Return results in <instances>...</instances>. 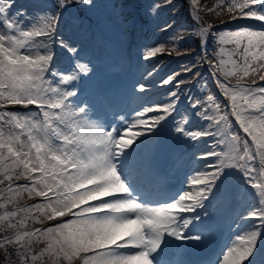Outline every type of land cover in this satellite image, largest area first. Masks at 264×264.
<instances>
[{"label": "snow or ice", "instance_id": "6c2138e0", "mask_svg": "<svg viewBox=\"0 0 264 264\" xmlns=\"http://www.w3.org/2000/svg\"><path fill=\"white\" fill-rule=\"evenodd\" d=\"M14 4L0 0V260L264 264V27L214 29L202 23L197 0H190L197 25L192 38L203 55L182 66L189 80L175 79L177 72L157 82L173 85L160 100L150 83L159 71L155 65L109 86L74 38L87 37V27L80 22L73 35L60 34L64 13L73 4L91 10L94 0H56L27 24ZM222 7L228 23L264 26V0H222ZM216 8L207 11L220 15ZM184 39L146 47L141 59L165 52L191 56ZM197 64L208 65L226 104L206 80L201 95H182L181 85L203 79ZM177 175L178 186L169 187ZM25 194L40 200L16 207ZM224 205L231 209L224 223L234 234L208 258L189 259L209 247ZM29 220L59 222L28 230ZM36 244L44 246L36 251Z\"/></svg>", "mask_w": 264, "mask_h": 264}, {"label": "rangeland", "instance_id": "374dc122", "mask_svg": "<svg viewBox=\"0 0 264 264\" xmlns=\"http://www.w3.org/2000/svg\"><path fill=\"white\" fill-rule=\"evenodd\" d=\"M164 1V2H163ZM94 0L95 7L92 8L91 10H88L86 6L78 5V4H73L70 8L69 11H71V15L68 16L64 13V16L61 20V26H60V34L67 37L69 35H73L76 32L75 25L79 23L78 20L74 19L73 16L75 17H80L82 19V23L87 27L88 30V35L85 38H80L78 35L74 36L75 39H77L78 46L80 48L85 47L84 49H88L90 45H92L98 36L104 35V37L111 38L114 42V46L116 49V61L118 66L120 63L125 64V60L123 59V48L124 45L126 44L127 46V41L128 35L131 33L129 32V23L133 22L129 19L131 17H134V14L131 12L133 8H136L137 4L139 7L136 8L137 16H138V22H139V27H135L137 30V37L135 36L133 41H130L133 45V48L137 46V49L135 50V55L131 54L132 52L130 51V56L128 57L129 59L133 60V57L136 58L135 60V66L137 67V71L140 73L144 72L147 69H151L154 65H150V61L145 62L141 59V54L144 52L146 47H151L156 45L154 44L152 38L153 35L155 37V41L157 40V44L159 41H165L171 33L168 32H162L161 28L165 24H170L172 25L171 29L173 30L174 28L181 27L182 24H184L185 20L187 17L192 19L193 26L192 24L190 27H193V29L197 26L195 21L192 18V15L190 14V0ZM48 3L47 4L45 3ZM163 2V3H161ZM199 7L196 9L197 14H199L201 11L205 10L207 7L206 2L205 3H200V0H197ZM56 3V0H32L30 1L29 6L25 7H19L16 6L13 8V12L20 10L21 12L25 13L26 15L22 16L21 19L22 21L27 24L37 13L45 11V10H52L53 5ZM140 3V4H139ZM169 3V4H165ZM31 4H35L32 5ZM160 5L159 9L164 8V13L161 15H157V12L153 11L152 6L153 5ZM50 5V6H49ZM76 5L78 8H76ZM163 5V6H162ZM21 6V5H20ZM162 6V7H161ZM158 9V10H159ZM211 9V8H209ZM206 12H209L206 10ZM186 13V15H185ZM222 13H225V16L220 19L221 25L220 28L218 29H237L242 26H248L252 27L254 29L259 30L261 27H264L260 24V22H254V21H248V20H240V21H234L231 23H228L230 20V15L222 8ZM84 14V18L83 15ZM157 15V16H156ZM85 16H88L91 18L93 21L91 25L87 22ZM160 20V21H159ZM157 21L159 22L160 27H156L155 25H158ZM163 21V22H161ZM128 27V28H127ZM126 31V37H125V30ZM131 29V27H130ZM102 32H101V31ZM178 34H180V29H177ZM133 35H135V30H133ZM146 35L145 37H142L143 35ZM148 34V35H147ZM95 35V37H94ZM132 38V36H131ZM142 38L144 40H142ZM138 39V40H137ZM141 39V40H139ZM188 38H185L183 41V45H186V42ZM137 40V41H136ZM136 41V42H135ZM137 44H135V43ZM190 45V44H189ZM199 49V47H198ZM197 49V50H198ZM107 55H110L111 52L110 50H106ZM164 54H157L156 59L157 61H170L168 57L164 56ZM62 56V55H61ZM95 58H98L99 55L94 56ZM127 58V56H126ZM173 59V62L168 66V68L165 69L164 73L158 78L153 79L150 83L156 85L153 87V94L156 98L163 100L164 94L168 92L170 88L173 87V85H165L163 87H159L157 82L162 80L163 78H166L167 76L173 74V73H180V70L182 66L188 65V62L192 59L191 56L189 55H180L177 57L175 54L172 56L171 60ZM113 61V60H111ZM167 62V63H168ZM120 68L117 69V71H112L111 73H106L110 77L108 79L118 77V75L123 71L124 65ZM61 67H64V65H61ZM203 68V67H202ZM182 72V71H181ZM202 77L203 79L201 80L200 84L195 85L192 83H185L182 87V90L187 91V94L193 95V96H198L201 95L200 92V87L201 84L204 83V81H207L208 86L211 88V90L217 95L218 99L221 100V95L215 92L214 90V84L212 83L211 77L208 73V71H202ZM121 77V76H120ZM119 77V78H120ZM191 75H188L187 77L183 74L178 76L179 79H184V80H189ZM118 78V79H119ZM177 79V77L175 78ZM162 89L163 92L158 93L159 89ZM195 91H194V90ZM184 94V91H183ZM222 103H224L221 100ZM183 103V102H182ZM186 106V103H183ZM195 121V120H194ZM199 122L197 121L196 124ZM195 125V124H194ZM204 149H201L203 151ZM203 163V162H202ZM236 204L235 202L232 205V209H235ZM231 210V209H230ZM219 212L225 213L223 216H226L228 213L226 212L225 209L220 208ZM48 221V220H46ZM39 224V223H37ZM36 224V225H37ZM232 235L234 233H231Z\"/></svg>", "mask_w": 264, "mask_h": 264}, {"label": "trees", "instance_id": "16d2710c", "mask_svg": "<svg viewBox=\"0 0 264 264\" xmlns=\"http://www.w3.org/2000/svg\"><path fill=\"white\" fill-rule=\"evenodd\" d=\"M200 2H206L207 8H210V7L213 8V6L216 5L217 6L216 11H219L221 13L220 15H216L214 12H206V11L203 10V11H201L198 14V16L201 19V21H202L203 24H205V25L211 24L212 27L214 28L220 22V18H222V17L225 16V13H222V8L223 7H222L221 0H200ZM186 31H189V30H186V28L185 29L184 28L183 29H180L179 36H183ZM196 42L197 41L194 38H192V46H193L192 48H194V49L196 47ZM217 47L218 46L214 44L211 48H209V55L210 56L211 55H214L213 49L214 48H217ZM226 47H231V46H226ZM184 48H186V47H184ZM194 49L191 50V48H189V50L191 52ZM194 58L197 61L198 56L195 55ZM198 66L199 65L197 64V67ZM233 81H235V80H233ZM26 197H27L26 194L24 196H22V197H19L17 199V202H16L15 206L17 207L19 204H22ZM0 203H3V200H0ZM12 207H13V205H9L8 206V210H12ZM3 211H4V209H0V214H2ZM17 219H19V217H17ZM36 224L37 223H33L31 220H29L28 224L25 227H26V229H29L30 227H32V226H34ZM2 234L3 233H0V235H2ZM9 234H11V233H9ZM43 246H44L43 244H36V245H34L36 251H39V249L41 247H43ZM2 255H3V251L0 250V256H2ZM47 260H48V257H44L43 260H42V264H48L47 263ZM0 264H13V262L12 261L0 260Z\"/></svg>", "mask_w": 264, "mask_h": 264}, {"label": "bare ground", "instance_id": "6f19581e", "mask_svg": "<svg viewBox=\"0 0 264 264\" xmlns=\"http://www.w3.org/2000/svg\"><path fill=\"white\" fill-rule=\"evenodd\" d=\"M136 22H135V20L133 21V22H131V23H129V32L131 33L130 35H128V41H127V45H129V41H133L134 40V38H135V36L137 37V30H136V28L135 27H138L137 26V24H135ZM127 27V28H128ZM130 27H131V29H130ZM133 30H135V35H133ZM131 36H132V38H131ZM139 40H141V39H139ZM132 44V43H131ZM127 47V46H126ZM130 48H133V45L132 46H130ZM130 53V52H129ZM64 58L63 57H61V59H60V63L62 62L61 60H63ZM132 60V59H131ZM103 62L104 63H106V64H104L105 65V67H106V69L107 68H109V67H112L113 65H115L114 64V61H112V65H108L107 64V60L105 59V58H103ZM154 64H156V67L159 69V71L157 72V74L155 75V77L153 78V79H155V78H158V77H160L161 75H162V73H163V70L165 69L164 67H165V65L167 64V61H163V60H161V61H157V59H156V57L155 58H153V59H151L150 60V65H154ZM65 65V64H64ZM133 70H135V69H133ZM103 73H104V71L103 70H101V71H98L97 72V74H98V76L101 78L102 77V75H103ZM134 78H136V72L134 71V73L133 74H128V76L126 77V78H124V83H126V82H129V81H131V80H133ZM110 119V118H109ZM174 145H176V147L180 150V151H183V150H185L182 146H180V145H178V144H174ZM171 147V149L173 150V148H172V146H170ZM174 180V179H173ZM172 180V181H173ZM225 207L226 208H228L229 206L228 205H225ZM226 230V228L223 226V227H221L217 232H216V234L214 235V237H213V239H212V241L215 239V237L217 236V235H220L221 234V232L222 231H225ZM211 241V242H212ZM208 248V247H207ZM205 249V248H204ZM204 249H200V250H197V251H195V252H193L192 254H193V256L194 255H196L197 253H200L201 251H204Z\"/></svg>", "mask_w": 264, "mask_h": 264}]
</instances>
